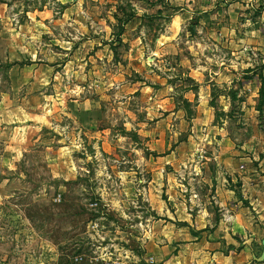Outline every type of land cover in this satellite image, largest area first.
Masks as SVG:
<instances>
[{"label": "rangeland", "instance_id": "374dc122", "mask_svg": "<svg viewBox=\"0 0 264 264\" xmlns=\"http://www.w3.org/2000/svg\"><path fill=\"white\" fill-rule=\"evenodd\" d=\"M263 42L264 0H0V264H264L262 176L216 162Z\"/></svg>", "mask_w": 264, "mask_h": 264}, {"label": "crops", "instance_id": "0c3cea01", "mask_svg": "<svg viewBox=\"0 0 264 264\" xmlns=\"http://www.w3.org/2000/svg\"><path fill=\"white\" fill-rule=\"evenodd\" d=\"M218 74L217 72H215V76H217ZM222 74H225V72H223ZM219 79H221V77H219ZM252 113L253 112L250 113L251 122L255 123V114ZM260 133L261 134L258 135L257 139V136L254 138V140L256 139V141L251 140L250 147L248 146L249 142H247V147L249 150L243 154H238V152L233 151V147H231L232 144L229 140H227V136H222L218 141L219 148L216 154V162L219 166V170L224 171L229 176V178L233 180L236 178L239 165L241 166L245 164L247 173L246 175H248V177H254L255 175L259 174L262 176V186L264 189V131ZM254 142L257 143L255 144ZM249 163H252L254 165V168L252 170H249Z\"/></svg>", "mask_w": 264, "mask_h": 264}, {"label": "built area", "instance_id": "2783aa9c", "mask_svg": "<svg viewBox=\"0 0 264 264\" xmlns=\"http://www.w3.org/2000/svg\"><path fill=\"white\" fill-rule=\"evenodd\" d=\"M57 201H60V197L57 198ZM83 260V256L79 255L73 258V264H80Z\"/></svg>", "mask_w": 264, "mask_h": 264}]
</instances>
